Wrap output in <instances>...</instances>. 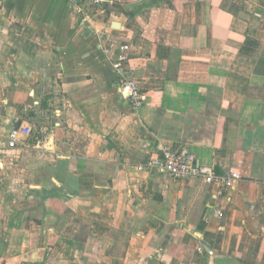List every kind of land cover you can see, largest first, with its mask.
Returning a JSON list of instances; mask_svg holds the SVG:
<instances>
[{
    "label": "crops",
    "instance_id": "0c3cea01",
    "mask_svg": "<svg viewBox=\"0 0 264 264\" xmlns=\"http://www.w3.org/2000/svg\"><path fill=\"white\" fill-rule=\"evenodd\" d=\"M183 147L242 179L148 167ZM0 264H264V0H0Z\"/></svg>",
    "mask_w": 264,
    "mask_h": 264
},
{
    "label": "built area",
    "instance_id": "2783aa9c",
    "mask_svg": "<svg viewBox=\"0 0 264 264\" xmlns=\"http://www.w3.org/2000/svg\"><path fill=\"white\" fill-rule=\"evenodd\" d=\"M73 7L78 8L85 2H90L93 6L102 7L104 4L117 3L119 0H67ZM112 49L119 52L118 58L113 63L115 72L117 73V87L119 92L127 99L131 110L137 112L146 103V97L143 88L136 77V70L131 66V46L128 44L111 45ZM111 50H105L109 54ZM32 132L30 127H24L21 130H15L11 133L9 139V147L15 148L20 133L30 135ZM148 167L155 168L168 173L175 180H202L207 185H215L218 187V195H223L234 189V186L242 178L238 173H230L226 175L216 174L213 168L201 165L196 155L186 147L178 151L165 148L161 157L152 158ZM142 169V168H141ZM216 214L221 216L217 210Z\"/></svg>",
    "mask_w": 264,
    "mask_h": 264
},
{
    "label": "rangeland",
    "instance_id": "374dc122",
    "mask_svg": "<svg viewBox=\"0 0 264 264\" xmlns=\"http://www.w3.org/2000/svg\"><path fill=\"white\" fill-rule=\"evenodd\" d=\"M44 121H47V120H44L42 115L41 114H38L37 116H35V118L32 120L33 124L40 128L43 124Z\"/></svg>",
    "mask_w": 264,
    "mask_h": 264
},
{
    "label": "water",
    "instance_id": "95a60500",
    "mask_svg": "<svg viewBox=\"0 0 264 264\" xmlns=\"http://www.w3.org/2000/svg\"><path fill=\"white\" fill-rule=\"evenodd\" d=\"M18 130V129H17ZM207 249H209V247L207 245H205Z\"/></svg>",
    "mask_w": 264,
    "mask_h": 264
}]
</instances>
